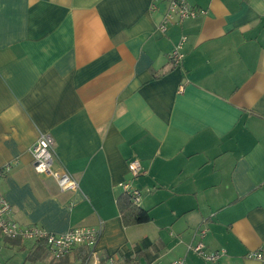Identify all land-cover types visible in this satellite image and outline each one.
<instances>
[{"label": "crops", "instance_id": "1", "mask_svg": "<svg viewBox=\"0 0 264 264\" xmlns=\"http://www.w3.org/2000/svg\"><path fill=\"white\" fill-rule=\"evenodd\" d=\"M169 2L0 0V167L10 166L0 193L20 226L102 227L99 264H261L245 255L264 254V0H190L199 15L162 34ZM40 134L77 190L34 171ZM122 181L140 192L148 223L122 224ZM199 227L208 251H226L215 263L186 253ZM29 249L32 264L88 256Z\"/></svg>", "mask_w": 264, "mask_h": 264}, {"label": "built area", "instance_id": "2", "mask_svg": "<svg viewBox=\"0 0 264 264\" xmlns=\"http://www.w3.org/2000/svg\"><path fill=\"white\" fill-rule=\"evenodd\" d=\"M199 11L190 0H170L166 13L159 25L160 33L167 32L169 27L181 26L188 20L195 19ZM186 36H181L179 41L168 54V61L173 67L181 66L184 59V46ZM32 166L36 173L52 177L61 191H72L78 189L77 180L66 169L61 171L53 170L55 159L54 141L48 134H40L39 138L29 149ZM10 170V166L0 167V181ZM127 170L132 178H138L143 168L138 159L128 162ZM122 194L129 197L135 207H140V192L128 181L118 184ZM11 207L7 200L0 193V236L7 240L31 241L35 244L45 246L54 260H60L77 247H86L88 256L84 264H99L97 245L102 234V227L99 228H76L63 234H52L44 229L32 226H20L11 220L9 215ZM207 231L204 228H197L194 236L195 243L186 245V253H192L206 262L215 263L226 255L224 249L208 251L204 243ZM248 260H256L264 264V254L261 252H249L245 255ZM170 264H184V258H178Z\"/></svg>", "mask_w": 264, "mask_h": 264}, {"label": "trees", "instance_id": "3", "mask_svg": "<svg viewBox=\"0 0 264 264\" xmlns=\"http://www.w3.org/2000/svg\"><path fill=\"white\" fill-rule=\"evenodd\" d=\"M117 208L119 210L121 221L124 226L141 225L150 221L149 212L135 207L128 196L121 194L117 199ZM13 241L14 240H7ZM39 248H43L39 246ZM125 264H133V262H126Z\"/></svg>", "mask_w": 264, "mask_h": 264}, {"label": "rangeland", "instance_id": "4", "mask_svg": "<svg viewBox=\"0 0 264 264\" xmlns=\"http://www.w3.org/2000/svg\"><path fill=\"white\" fill-rule=\"evenodd\" d=\"M5 239H0V264H32L25 261L27 251L33 242L29 241L25 245V249L21 250L13 243L5 242ZM30 250V249H29Z\"/></svg>", "mask_w": 264, "mask_h": 264}]
</instances>
